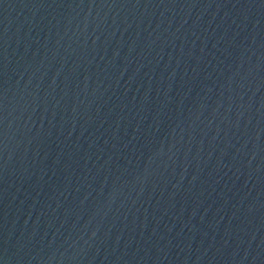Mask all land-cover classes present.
<instances>
[{
    "label": "water",
    "instance_id": "95a60500",
    "mask_svg": "<svg viewBox=\"0 0 264 264\" xmlns=\"http://www.w3.org/2000/svg\"><path fill=\"white\" fill-rule=\"evenodd\" d=\"M0 264H264V0H0Z\"/></svg>",
    "mask_w": 264,
    "mask_h": 264
}]
</instances>
